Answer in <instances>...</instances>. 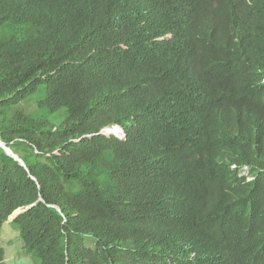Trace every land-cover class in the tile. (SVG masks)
I'll return each mask as SVG.
<instances>
[{
  "label": "trees",
  "instance_id": "1",
  "mask_svg": "<svg viewBox=\"0 0 264 264\" xmlns=\"http://www.w3.org/2000/svg\"><path fill=\"white\" fill-rule=\"evenodd\" d=\"M0 141V231L37 202L10 224L39 264H224L264 219V0H0Z\"/></svg>",
  "mask_w": 264,
  "mask_h": 264
},
{
  "label": "clouds",
  "instance_id": "2",
  "mask_svg": "<svg viewBox=\"0 0 264 264\" xmlns=\"http://www.w3.org/2000/svg\"><path fill=\"white\" fill-rule=\"evenodd\" d=\"M254 123L249 114L235 111L224 115L218 120L216 128L220 135L231 136L242 134L246 126ZM104 130H108V132L103 133ZM101 134L113 135L118 138L124 137L122 131L115 126L102 129ZM231 168L236 169V165ZM249 169L248 166L239 168V177L244 178L246 182L253 179L249 174ZM245 226V229L240 230L238 225L234 223L219 237V241L222 239L226 242L224 264H264V219L255 222L247 220ZM212 262H206L205 264Z\"/></svg>",
  "mask_w": 264,
  "mask_h": 264
},
{
  "label": "rangeland",
  "instance_id": "3",
  "mask_svg": "<svg viewBox=\"0 0 264 264\" xmlns=\"http://www.w3.org/2000/svg\"><path fill=\"white\" fill-rule=\"evenodd\" d=\"M19 110L24 111L28 116L45 117L47 121L51 123L59 124L61 122L60 115L47 116L43 110L38 109L34 100L28 104L20 103L17 108V111ZM23 211H25V209ZM11 221L12 220L9 219L0 231V247H2L6 253L5 264H39L37 259L22 251V242L19 239L18 231L10 224Z\"/></svg>",
  "mask_w": 264,
  "mask_h": 264
},
{
  "label": "water",
  "instance_id": "4",
  "mask_svg": "<svg viewBox=\"0 0 264 264\" xmlns=\"http://www.w3.org/2000/svg\"><path fill=\"white\" fill-rule=\"evenodd\" d=\"M0 147L4 150L5 154H7V155H9V156H12V157H13L15 160H17L22 166H24L23 161H22V160H21L16 154H14V153H13L8 147H6L5 144L2 143L1 141H0ZM40 200H41V199H40ZM36 204H37V202L34 203V204H32V205L29 206V207H26L25 211H23V212L28 211L29 209H31L32 207H34ZM16 212H17V211L13 212V213L11 214V216L9 217V219H11V220L15 219V217H17L16 214H15ZM18 215H19V214H18Z\"/></svg>",
  "mask_w": 264,
  "mask_h": 264
},
{
  "label": "bare ground",
  "instance_id": "5",
  "mask_svg": "<svg viewBox=\"0 0 264 264\" xmlns=\"http://www.w3.org/2000/svg\"><path fill=\"white\" fill-rule=\"evenodd\" d=\"M24 3V2H23ZM14 4V3H13ZM17 5V4H16ZM37 5V4H36ZM34 6V5H33ZM4 8V7H3ZM12 8V7H11ZM19 10V9H18ZM30 10V9H29ZM42 11V10H41ZM2 12V11H1ZM18 12V11H17ZM38 12V11H37ZM207 12V11H206ZM9 14V13H8ZM15 14V13H14ZM85 14V13H84ZM10 17V16H9ZM5 18V17H4ZM7 19V18H6ZM10 20H11V18H10ZM40 20V19H39ZM41 22V21H40ZM47 22V21H46ZM38 23V22H37ZM36 23V24H37ZM5 24V23H4ZM44 25V24H43ZM187 25V24H186ZM52 27V26H51ZM181 27V26H180ZM53 29V28H52ZM188 29V28H187ZM191 32V31H190ZM58 33V32H57ZM91 34V33H90ZM250 37V36H249ZM60 42V41H59ZM65 43V42H64ZM70 47V46H69ZM15 48V47H14ZM253 48V47H252ZM261 48V47H260ZM20 49H21V47H20ZM19 50V49H18ZM17 50V51H18ZM15 51V50H14ZM58 51V50H57ZM25 52V51H24ZM68 52V51H67ZM70 53V52H69ZM20 54V53H19ZM19 54H18V56H19ZM65 56V55H64ZM63 56V57H64ZM21 57V56H20ZM70 58V57H69ZM59 59V58H58ZM65 59V58H64ZM68 59V58H67ZM26 60H27V58H26ZM63 60V59H62ZM26 64H27V62H26ZM69 65V64H68ZM66 66V65H65ZM61 71V70H60ZM135 99V98H134ZM128 107V106H127ZM155 107V106H154ZM153 107V108H154ZM131 108H132V106H131ZM187 108V107H186ZM189 108V107H188ZM125 110V109H124ZM125 112V111H124ZM190 112V111H189ZM192 112V111H191ZM180 118V117H179ZM165 126V125H164ZM169 128H171V127H169ZM174 129V128H173ZM172 133V132H171ZM198 139V138H197ZM180 140V139H179ZM183 140V139H182ZM177 143V142H176ZM187 143V142H186ZM183 145V144H182ZM186 148V147H185ZM190 149V148H189ZM192 149V148H191ZM203 149V148H202ZM197 152V151H196ZM234 154V153H233ZM232 155V154H231ZM223 157H224V155H223ZM226 157V156H225ZM221 159V158H220ZM198 161V160H197ZM228 165V164H227ZM191 166V165H190ZM194 167V166H193ZM201 171V170H200ZM188 172V171H187ZM228 172V171H227ZM200 173V172H199ZM225 173V172H224ZM191 174V173H190ZM190 210V209H189ZM193 212V211H192ZM199 213V212H198ZM207 218V217H206ZM186 221V220H185ZM193 225H194V223H193ZM205 225V224H204ZM197 227V226H196ZM205 232V231H204ZM200 233V232H199ZM212 238V237H211ZM23 245V244H22ZM35 258V257H34Z\"/></svg>",
  "mask_w": 264,
  "mask_h": 264
},
{
  "label": "built area",
  "instance_id": "6",
  "mask_svg": "<svg viewBox=\"0 0 264 264\" xmlns=\"http://www.w3.org/2000/svg\"><path fill=\"white\" fill-rule=\"evenodd\" d=\"M108 132V130H104V132L103 133H107Z\"/></svg>",
  "mask_w": 264,
  "mask_h": 264
}]
</instances>
